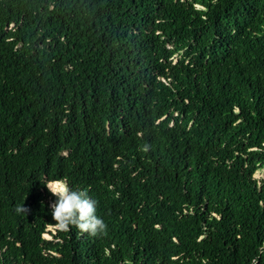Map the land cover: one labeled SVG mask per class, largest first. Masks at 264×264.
Masks as SVG:
<instances>
[{"label": "trees", "instance_id": "trees-1", "mask_svg": "<svg viewBox=\"0 0 264 264\" xmlns=\"http://www.w3.org/2000/svg\"><path fill=\"white\" fill-rule=\"evenodd\" d=\"M262 166L264 0H0V264H264Z\"/></svg>", "mask_w": 264, "mask_h": 264}, {"label": "clouds", "instance_id": "clouds-1", "mask_svg": "<svg viewBox=\"0 0 264 264\" xmlns=\"http://www.w3.org/2000/svg\"><path fill=\"white\" fill-rule=\"evenodd\" d=\"M148 147L145 144L142 151L147 152ZM45 184L48 191L56 197L51 205L52 217L61 230L76 227L82 233L90 235L106 232L107 224L96 214L97 201L92 199L86 190L74 189L66 178ZM16 210L26 215L29 212L24 203L17 205Z\"/></svg>", "mask_w": 264, "mask_h": 264}, {"label": "rangeland", "instance_id": "rangeland-1", "mask_svg": "<svg viewBox=\"0 0 264 264\" xmlns=\"http://www.w3.org/2000/svg\"><path fill=\"white\" fill-rule=\"evenodd\" d=\"M255 176H256L257 178H262V177H264V166L258 168V169L255 171ZM53 182H55V181H53ZM56 227H58V226H51V227H49V228L47 229V232L45 233V237H46V238H51V234H50V233H51V232H54V229H55Z\"/></svg>", "mask_w": 264, "mask_h": 264}]
</instances>
